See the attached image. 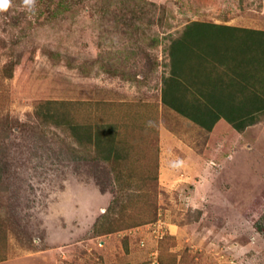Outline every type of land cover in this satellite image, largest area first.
Here are the masks:
<instances>
[{
	"label": "rangeland",
	"instance_id": "374dc122",
	"mask_svg": "<svg viewBox=\"0 0 264 264\" xmlns=\"http://www.w3.org/2000/svg\"><path fill=\"white\" fill-rule=\"evenodd\" d=\"M194 22L264 31V0H36L31 13L10 0L0 11V264H264V114L207 131L161 101L176 39L175 61L216 68L251 57L250 42L264 50V34L184 33ZM200 68L191 91L225 104L231 90ZM246 68L256 86L264 72Z\"/></svg>",
	"mask_w": 264,
	"mask_h": 264
},
{
	"label": "trees",
	"instance_id": "16d2710c",
	"mask_svg": "<svg viewBox=\"0 0 264 264\" xmlns=\"http://www.w3.org/2000/svg\"><path fill=\"white\" fill-rule=\"evenodd\" d=\"M194 27H212L217 28L224 31L229 30H242V31H250V32H258L261 34H264V31H254L249 29H237V28H231L224 25H214L210 23H203V22H194L192 25L188 26V28ZM184 38V35L176 39L171 43L170 46V75L168 78L163 79V90L161 94V101L163 105L167 106L168 108L172 109L173 111L179 113L180 115H183L193 121L195 124L199 125L203 129L210 131L212 130L214 124L223 119L226 121L230 126H232L237 131H243L246 127L252 125L257 117L258 114L263 113L264 114V77L263 79H259L256 86L252 85H246L243 83L242 79H245V77L241 76V72L243 71V67L247 64L248 68L259 69L261 70V67L264 66V50H258V47L262 45H258L256 43L254 45L249 46L252 47L254 50V53L252 52L251 57L248 56L247 53L241 52L240 56L233 58L232 64H224L223 61L218 62V66L215 68V64L213 63V60H209L210 64L207 66L206 58L203 57V59H198L199 61L193 62L191 61L189 64L187 62L183 63V61L180 59L179 62L175 61V55L176 50H180L178 42H182L181 40ZM185 47V44L183 48ZM182 48V49H183ZM251 49V50H252ZM249 49V51H251ZM185 51V50H184ZM192 53H195L192 51ZM244 53V54H243ZM197 56V53L195 54ZM245 56V57H244ZM197 60V59H196ZM201 60V61H200ZM189 61V60H188ZM190 66V72L186 71L185 67ZM192 66V67H191ZM196 67H204L201 69V74L209 73L212 75L213 72H217V76L213 79L212 83L217 86H224L225 88H228V90H231L230 92L224 93V97H227V102L225 104H221L219 106H216L215 104L211 103L210 100V93H205L201 95H197L191 91L193 89V85H195L197 82L195 79H193L192 75L197 73ZM220 68V69H219ZM224 68V69H223ZM233 68V69H232ZM261 71L264 72V67ZM241 69V70H240ZM195 72V73H194ZM227 72H231L235 75L237 80L234 78H230L229 82H226L224 78L228 76ZM255 72V71H254ZM188 74H190L188 76ZM192 74V75H191ZM210 75L208 76L209 80H211ZM223 75V76H222ZM264 76V75H262ZM247 80V79H246ZM248 81V80H247ZM248 83V82H247ZM258 85V86H257ZM218 88V87H217ZM238 89H243L241 92L242 95L238 97V99H232L231 96H236L239 92ZM212 89V87H211ZM206 90V89H204ZM245 90V91H244ZM247 90V91H246ZM168 92L171 93V97L169 98ZM222 92V91H221ZM189 98H188V97ZM168 97V98H167ZM203 106L202 107H200ZM210 115H209V114ZM210 117V118H209ZM73 132L75 136H78L79 134H82L80 127H73ZM106 134H108L106 132ZM113 134V131L111 132V135ZM89 135H92V132H89ZM110 135V134H108ZM109 139H111V135L108 136ZM106 137V136H105ZM95 142L100 146L101 141V135L98 133V135L95 136ZM106 146V145H105ZM115 143L111 144V148L108 147V145L102 150L105 152V160H110L112 158V154L116 147ZM109 148V149H108Z\"/></svg>",
	"mask_w": 264,
	"mask_h": 264
},
{
	"label": "clouds",
	"instance_id": "9594fccd",
	"mask_svg": "<svg viewBox=\"0 0 264 264\" xmlns=\"http://www.w3.org/2000/svg\"><path fill=\"white\" fill-rule=\"evenodd\" d=\"M23 6L28 12H34L36 0H23ZM10 7V0H0V11H6Z\"/></svg>",
	"mask_w": 264,
	"mask_h": 264
},
{
	"label": "crops",
	"instance_id": "0c3cea01",
	"mask_svg": "<svg viewBox=\"0 0 264 264\" xmlns=\"http://www.w3.org/2000/svg\"><path fill=\"white\" fill-rule=\"evenodd\" d=\"M210 24H214V25H224V26H227V27H231V28H237V29H242V27H236V26H231V25H226V24H217V23H210ZM243 29H248V28H243ZM249 30H254V31H261V30H257V29H249ZM227 73H231V72H227ZM217 76V75H216ZM215 76V77H216ZM227 78H234L235 80H237V78L235 77V75L234 74H228V76H227ZM194 93V92H193ZM218 122V121H217ZM216 122V123H217ZM215 123V124H216ZM214 124V125H215ZM195 125H197V124H195ZM199 126V125H198ZM200 127V126H199Z\"/></svg>",
	"mask_w": 264,
	"mask_h": 264
}]
</instances>
